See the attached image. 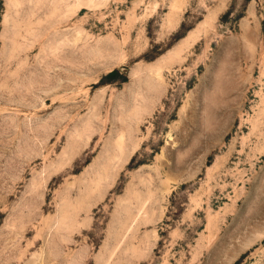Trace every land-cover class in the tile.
Returning <instances> with one entry per match:
<instances>
[{
  "label": "rangeland",
  "instance_id": "obj_1",
  "mask_svg": "<svg viewBox=\"0 0 264 264\" xmlns=\"http://www.w3.org/2000/svg\"><path fill=\"white\" fill-rule=\"evenodd\" d=\"M0 264H264V0H0Z\"/></svg>",
  "mask_w": 264,
  "mask_h": 264
}]
</instances>
